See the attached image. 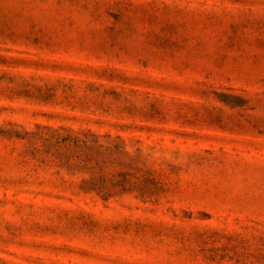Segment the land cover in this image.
I'll return each mask as SVG.
<instances>
[{
    "label": "rangeland",
    "instance_id": "1",
    "mask_svg": "<svg viewBox=\"0 0 264 264\" xmlns=\"http://www.w3.org/2000/svg\"><path fill=\"white\" fill-rule=\"evenodd\" d=\"M50 129L150 195L82 192ZM0 264H264V0H0Z\"/></svg>",
    "mask_w": 264,
    "mask_h": 264
},
{
    "label": "trees",
    "instance_id": "2",
    "mask_svg": "<svg viewBox=\"0 0 264 264\" xmlns=\"http://www.w3.org/2000/svg\"><path fill=\"white\" fill-rule=\"evenodd\" d=\"M59 130L50 129L45 137L40 138L45 144L44 153L68 170L87 174V178L80 180L79 190L93 192L102 199L133 190L141 197L150 195L147 185L152 183V178L147 172L137 174L140 169L130 163L136 157L128 156L119 142L88 130ZM121 157L126 158L125 164L115 162ZM106 165L120 168L105 172Z\"/></svg>",
    "mask_w": 264,
    "mask_h": 264
}]
</instances>
